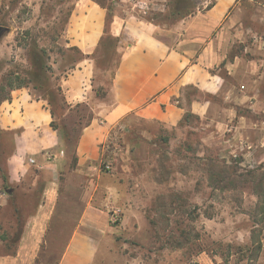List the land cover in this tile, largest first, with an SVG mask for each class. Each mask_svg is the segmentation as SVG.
Returning <instances> with one entry per match:
<instances>
[{
	"label": "rangeland",
	"instance_id": "374dc122",
	"mask_svg": "<svg viewBox=\"0 0 264 264\" xmlns=\"http://www.w3.org/2000/svg\"><path fill=\"white\" fill-rule=\"evenodd\" d=\"M79 1L0 0V28L4 29L0 36V101L12 90L9 82L13 86L21 82L23 86L18 88L44 99L53 109L59 132L68 133L65 150L69 158L79 130L93 115L92 103L68 104L61 87L65 72L82 57L65 37L68 15ZM101 1L110 13L116 10L117 0ZM211 1L166 0L164 10L143 16L165 28L179 17L177 11L192 13ZM223 25L217 40L224 49L223 62L236 60L238 64L236 74L228 76L221 66L224 63L219 72L241 91L255 93L251 97L255 113L245 105L237 110L252 122L264 124V0H236ZM41 48L46 70L43 76H32L29 54ZM237 52L240 55L232 57ZM93 57V90L103 96L117 61L113 41L107 40ZM251 84L257 87L253 89ZM190 125L193 128H166L129 115L110 130V168L101 165V145L98 165L104 177L92 178L96 183H115L121 195L109 204L108 212L111 206L121 211L118 220L111 222L100 264H264V143L253 144L252 152L244 157L239 151L229 154L210 129L198 122ZM250 139L254 142L256 135L252 133ZM11 147L12 135L0 131V178L6 176L5 156ZM31 169L33 174H43ZM60 178L64 183L59 190L64 185L77 192L75 177ZM93 193L95 202L101 197L113 201L107 189ZM6 215L7 210L0 209V218ZM5 230L0 227V232ZM42 247L40 264H52L61 248L55 244Z\"/></svg>",
	"mask_w": 264,
	"mask_h": 264
},
{
	"label": "crops",
	"instance_id": "0c3cea01",
	"mask_svg": "<svg viewBox=\"0 0 264 264\" xmlns=\"http://www.w3.org/2000/svg\"><path fill=\"white\" fill-rule=\"evenodd\" d=\"M212 1L210 7L165 28L122 5L116 6L107 22L105 7L91 0L76 3L66 21L65 37L82 57L65 72L61 87L68 104L92 103L93 115L78 132L73 164L59 131L51 126L53 116L44 99L16 88L0 101V131L12 135V147L5 156L7 190L0 178V209L7 210V218H0V227L6 229L5 234L0 232V264H40L42 246L52 244L61 248L52 264L101 263V249L112 231L108 207L120 193L115 183H96L92 177H104L98 165L101 145L110 130L129 115L175 128L185 112H190L193 123L210 129L225 152L239 151L243 157L252 152L253 144L264 143L262 121L252 122L237 110L245 105L255 113L251 100L255 93L241 91L219 72L224 63L221 66L228 76L237 73L238 63L223 62L224 49L217 41L236 0ZM105 33L115 39L117 64L109 88L97 96L93 55ZM255 78L257 84L259 76ZM256 84H251L253 89ZM184 127L193 128L190 124ZM31 168L43 174H33ZM62 175L63 180L75 177L77 192L64 185L59 190ZM95 189L109 190L113 201L101 197L95 202Z\"/></svg>",
	"mask_w": 264,
	"mask_h": 264
},
{
	"label": "trees",
	"instance_id": "16d2710c",
	"mask_svg": "<svg viewBox=\"0 0 264 264\" xmlns=\"http://www.w3.org/2000/svg\"><path fill=\"white\" fill-rule=\"evenodd\" d=\"M96 3H98L99 5H101V6H103L104 7V5H103V2L101 1V0H97L96 1ZM212 3H213V1H211L209 4H207L205 7L206 8H208V7H210L211 5H212ZM107 10V9H106ZM178 13V14H177ZM177 13H175V14H177L179 17L176 19V20H178V19H180V18H182V17H184V16H186L187 14H190L189 12H184V13H180V12H178L177 11ZM110 15H111V13L107 10V17H106V20H107V22H108V20L110 19ZM144 18H146V19H148V20H151V18H149V17H144ZM152 21V20H151ZM155 23H157V22H155ZM3 31H4V29L3 28H0V36L3 34ZM111 40V41H113V46H115L116 45V42H115V39L114 38H112L108 33H105L102 37H101V39H100V41H99V46H98V48H97V50L100 48V46H102V45H105L106 44V42H107V40ZM71 48H73V49H76L78 52H80L79 51V49L77 48V47H75V46H71ZM81 53V52H80ZM44 54H45V51H44V49H40L39 51H37V49H33V50H31V52H30V54H29V56H30V62H31V65H32V70H31V72H32V76H34V75H37V74H40L41 76H43V74H44V72H45V70H46V66H45V63H44ZM232 55V57L233 56H235V55H240L239 54V52H237V53H232L231 54ZM81 58V57H80ZM79 58V59H80ZM231 58V57H230ZM78 59V60H79ZM77 60V61H78ZM116 64H117V61H116V63H115V65H114V67L116 66ZM9 84V87H10V90L11 89H13L14 87L15 88H18V87H21V86H23L22 85V83L21 82H18V84L16 85V86H13L12 84H10V82L8 83ZM57 90L59 91V89L57 88ZM9 94V93H8ZM9 97V95L8 96H6V97H4L2 100H4V99H6V98H8ZM50 107V106H49ZM50 111H51V114H52V116H53V114H54V112H53V109L50 107ZM191 113L190 112H185V114L183 115V117L180 119V121L178 122V124H177V126H179V127H184V126H186V125H189V124H191V123H193L194 121H192V119H191ZM196 118V121L198 120V117L197 116H192V118ZM91 118H92V114H90L89 115V117H88V121L85 123V124H87L90 120H91ZM84 124V125H85ZM51 126L54 128V129H57L58 131H59V129H58V127L55 125V123L53 122V120L51 121ZM82 128V127H81ZM190 131V130H189ZM189 131H187V132H189ZM59 134H60V138H61V142H62V144H63V146L65 147L66 146V142L65 141H68L67 139H68V133H64V132H59ZM78 135V134H77ZM76 138H77V136H76ZM75 141H76V139H75ZM74 146H75V143L73 144V146H72V148H71V153H72V155H71V160H72V163L74 164V162H75V153H74ZM209 157H210V159H213L214 161L216 160L217 161V158H213V156H211V155H209ZM222 171L223 170H219L218 171V173H222ZM3 180H4V182H3V185H2V187H3V189L4 190H7L9 187H8V184L6 183V181H5V178H3ZM17 226H18V228L20 229V227H21V225H22V223H21V218H20V216H18L17 217ZM20 231V230H19ZM19 231H17V232H19ZM18 234V233H17ZM16 234V235H17Z\"/></svg>",
	"mask_w": 264,
	"mask_h": 264
},
{
	"label": "built area",
	"instance_id": "2783aa9c",
	"mask_svg": "<svg viewBox=\"0 0 264 264\" xmlns=\"http://www.w3.org/2000/svg\"><path fill=\"white\" fill-rule=\"evenodd\" d=\"M116 3L118 5H122L124 8L131 10L132 12L136 13L139 16H143L148 12H155V11H162L165 9L166 0H117ZM102 166L105 169L110 168V143L109 140L106 139L102 143ZM30 162H34V159L29 158ZM120 209L114 206H111V211L109 213V219L111 222L118 220Z\"/></svg>",
	"mask_w": 264,
	"mask_h": 264
}]
</instances>
